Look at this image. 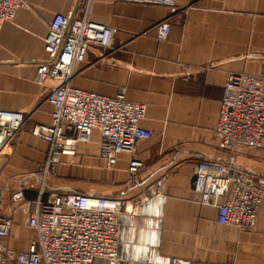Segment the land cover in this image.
Instances as JSON below:
<instances>
[{"label":"crops","instance_id":"0c3cea01","mask_svg":"<svg viewBox=\"0 0 264 264\" xmlns=\"http://www.w3.org/2000/svg\"><path fill=\"white\" fill-rule=\"evenodd\" d=\"M0 29V109L26 118L6 155L0 156V214L13 226L0 243L25 250L35 239L28 225L39 189L47 144L30 135L34 124H49L48 84L34 76L44 58L43 40L56 14L79 16L84 0H23ZM88 17L115 30L113 47L88 48L74 68L71 86L144 104L140 125L150 132L137 142L142 167L127 181L128 155L107 167L98 134L59 156L50 167L46 192L73 190L118 197L127 210L116 216L117 255L92 264H264V196L252 230L217 223V210L202 205L192 190L198 160L221 158L215 124L224 84L233 72L258 73L264 64V0H175L174 9L123 0H90ZM167 19L170 32L157 41L153 26ZM234 162L264 176V153L238 148ZM164 176L161 195L147 186ZM22 190L17 204L12 194ZM0 264H16L0 252ZM186 264V263H184Z\"/></svg>","mask_w":264,"mask_h":264},{"label":"built area","instance_id":"2783aa9c","mask_svg":"<svg viewBox=\"0 0 264 264\" xmlns=\"http://www.w3.org/2000/svg\"><path fill=\"white\" fill-rule=\"evenodd\" d=\"M84 1L79 16L56 14L43 40L44 58L37 65L34 81L40 86L48 84L51 121L34 124L29 130L47 144L34 209L28 219L36 237L22 251L0 243V252L16 264H92L97 258H116V216L127 210L126 200L73 190L46 192V179L59 156H74L77 147L90 143L97 133L98 152L107 167L115 165L117 154L128 155L127 181L132 183L142 167L135 157V146L151 135L140 125L145 105L128 101L123 90L108 97L71 86L74 68L85 59L88 48L111 50L115 34L111 26L89 19L90 0ZM123 1L171 9L175 4V0ZM24 4L23 0H0V29ZM153 29L155 39L165 41L170 23L161 20ZM25 121L21 112L0 109V156L6 155ZM214 131L224 156L197 161L192 190L202 205L216 207L218 224L250 231L264 196V176L241 169L234 157L238 148L264 153V64L258 73L228 75ZM164 180L161 176L146 187L148 198L161 195ZM11 200L23 202V191H15ZM12 226V217L0 214V239L9 235ZM173 263L187 264L179 260Z\"/></svg>","mask_w":264,"mask_h":264}]
</instances>
